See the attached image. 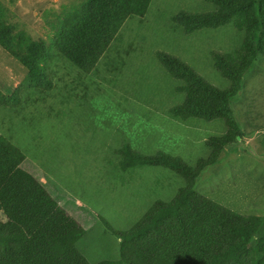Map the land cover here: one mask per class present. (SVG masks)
I'll list each match as a JSON object with an SVG mask.
<instances>
[{"label":"rangeland","instance_id":"1","mask_svg":"<svg viewBox=\"0 0 264 264\" xmlns=\"http://www.w3.org/2000/svg\"><path fill=\"white\" fill-rule=\"evenodd\" d=\"M72 7L73 0H0V25L9 26L0 28V139L22 152L19 168L39 179L85 229L80 250L97 264L119 259L120 240L110 230L128 231L183 185L159 167L122 172L118 151L128 145L132 155L163 152L194 166L207 154V139L223 132L219 121L168 115L183 96L156 53L175 56L225 89L211 52H229L240 39L230 26L188 35L176 28L172 19L180 12L213 11L203 0H150L144 17L128 18L94 70L83 73L57 52L61 33L53 24H67L61 16ZM29 37L47 52L37 56L34 70L13 55H25L19 41ZM229 104L240 137L201 170L193 191L236 214L264 217V56L255 59Z\"/></svg>","mask_w":264,"mask_h":264},{"label":"trees","instance_id":"2","mask_svg":"<svg viewBox=\"0 0 264 264\" xmlns=\"http://www.w3.org/2000/svg\"><path fill=\"white\" fill-rule=\"evenodd\" d=\"M214 6L202 14L180 12L173 17L185 34L230 26L239 42L229 52L212 51L213 68L228 82L218 89L175 56L157 52L156 58L180 84L183 99L168 110L178 121L223 124L220 136L207 139V154L194 166L163 152L132 155L124 145L117 168L153 166L173 172L183 185L169 202L156 201L135 225L124 232L110 230L120 240L119 259L97 264H264V217L244 216L193 191L201 170L215 164L223 148L240 137L230 100L255 59L264 56V0H203ZM150 0H73L61 33L58 54L83 73H90L110 49L121 25L130 17H144ZM4 11V9H2ZM14 18V17H13ZM0 28L9 27L5 24ZM23 36L17 37L19 40ZM25 55H13L32 70L47 54L42 42L19 41ZM24 156L8 140L0 139V264H91L79 244L85 229L47 193L39 179L19 168Z\"/></svg>","mask_w":264,"mask_h":264}]
</instances>
